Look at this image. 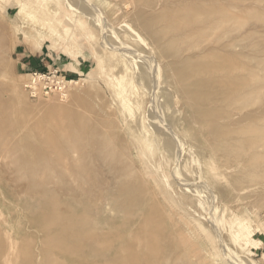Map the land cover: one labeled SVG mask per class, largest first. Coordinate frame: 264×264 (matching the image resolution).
<instances>
[{"label":"rangeland","instance_id":"1","mask_svg":"<svg viewBox=\"0 0 264 264\" xmlns=\"http://www.w3.org/2000/svg\"><path fill=\"white\" fill-rule=\"evenodd\" d=\"M0 264H264V0H0Z\"/></svg>","mask_w":264,"mask_h":264},{"label":"built area","instance_id":"2","mask_svg":"<svg viewBox=\"0 0 264 264\" xmlns=\"http://www.w3.org/2000/svg\"><path fill=\"white\" fill-rule=\"evenodd\" d=\"M45 76H38L35 75L31 78V82L26 84V88H28L34 96L37 91L48 92V90H52L53 88V81H45Z\"/></svg>","mask_w":264,"mask_h":264},{"label":"bare ground","instance_id":"3","mask_svg":"<svg viewBox=\"0 0 264 264\" xmlns=\"http://www.w3.org/2000/svg\"><path fill=\"white\" fill-rule=\"evenodd\" d=\"M20 4H21V3H20ZM23 7H24V6H23ZM23 9H24V8H23ZM23 9H22V6H21V12L23 11ZM19 13H20V12H19ZM216 14H217V13H216ZM214 15H215V14H214ZM214 15H213V16H214ZM213 16H212V17H213ZM219 16H220V15H219ZM212 17H211V18H212ZM214 17H215V16H214ZM188 23H190V22H188ZM52 29H53V28H52ZM54 32H55V31H54ZM48 33H49V32H48ZM55 33H56V32H55ZM51 35H52V34H51ZM53 35H54V34H53ZM52 38H53V37H52ZM217 65H219V64H217ZM226 66H227V65H226ZM218 67H220V65H219ZM226 70H227V69H226ZM124 78H125V77H124ZM124 78L122 77V78H121V81H123L122 79H124ZM125 80H128V79H125ZM121 81H120V83H121ZM128 81H129V80H128ZM124 82H126V83H124V86H123V88H122L123 91H122V89H121L122 95H123V93H125L124 91H127L128 88L131 86V85H130V82H127V81H124ZM122 83H123V82H122ZM122 105H123L124 108H127V109H128L132 104H128L126 98L123 97ZM140 237H141V236H140ZM140 237L138 238V236H137L138 239H140ZM66 250H67V249H66ZM66 250H65V251H66ZM68 250L70 251V249H68ZM66 252H67V251H66ZM72 252H73V250H72ZM67 253H68V252H67ZM72 254L75 255V252H73ZM89 259H90V257H89ZM87 260H88V259H87ZM86 262H87V261H86ZM88 263H89V262H88ZM126 263H127V262H126Z\"/></svg>","mask_w":264,"mask_h":264}]
</instances>
